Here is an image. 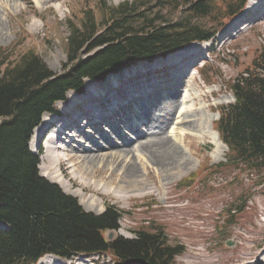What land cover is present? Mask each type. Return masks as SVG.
Wrapping results in <instances>:
<instances>
[{
  "label": "trees",
  "instance_id": "16d2710c",
  "mask_svg": "<svg viewBox=\"0 0 264 264\" xmlns=\"http://www.w3.org/2000/svg\"><path fill=\"white\" fill-rule=\"evenodd\" d=\"M246 2L134 0L113 5L97 0L80 10L77 21L69 20L67 61L59 73L34 46L14 56L15 51L0 48V222L9 226L0 228V264H36L47 254L71 258L92 253L111 256L116 264L175 263L183 250L171 244L160 226L136 229L133 238L109 242L105 234L120 227L123 211L116 204L101 214L86 211L78 199L40 176L39 156L29 142L43 114L54 112L68 92L84 91L87 78L103 80L137 62L209 41ZM228 88L235 101L220 108L215 124L229 148L227 161L211 167L215 171L210 176L191 181L193 188L205 189L219 171H264V45ZM263 175L256 182L261 186ZM246 209L242 194L223 211L222 224H235Z\"/></svg>",
  "mask_w": 264,
  "mask_h": 264
},
{
  "label": "rangeland",
  "instance_id": "374dc122",
  "mask_svg": "<svg viewBox=\"0 0 264 264\" xmlns=\"http://www.w3.org/2000/svg\"><path fill=\"white\" fill-rule=\"evenodd\" d=\"M109 1L111 4L117 5L124 1L131 2L134 0ZM245 1L248 4L249 0ZM96 2L97 0L52 1L49 4L51 5L49 8L41 9L36 0H0V13L2 14V22L5 26L3 38L0 37V48L4 47L15 51L13 53L14 56L34 46L37 48L38 55L45 61L49 68L55 73H59L67 61L66 39L69 34V20L75 18L74 21H77V18L81 14L80 10L82 8H91ZM58 4L61 5V8L57 9L54 5ZM263 5H260L257 9L255 7L256 10H250L249 12L246 10V5L245 8L241 9L243 12L235 20L228 25L229 19L223 25V29H221L222 27L220 28L221 30L213 42L198 43L202 48L205 46V49L202 51L203 60L200 58L196 63L197 67H199L197 69L198 71L196 72L193 69L190 71L191 75L194 76L192 87H185L184 90H181V86H171L167 83L161 90L160 98L163 99L164 96H169V94L164 95V91L169 88L178 87V95L179 97L181 95V101L185 99L183 103L187 105L195 104L194 108L202 114L196 116V118L201 117L207 121L211 120V117L199 110V89L202 91L209 88L216 89V91L207 96L206 101L204 100L210 109L209 111L206 107L205 111L212 114L216 113L215 111L220 105H228L234 101L233 95L227 86L251 64L255 54L264 45ZM244 12L248 13L244 14ZM171 16H175V13ZM97 19L99 20L100 18ZM34 23L40 25L39 29H32L31 26ZM230 27L232 28L230 29ZM174 67L177 66L166 64L160 69L167 72L166 76L168 77L170 75L168 72ZM124 73L125 71L122 75ZM114 78L115 76H112V78L108 79L107 81L109 83L104 82L103 84H99L100 89L104 91L108 86L111 89L115 83ZM162 78L164 80V77ZM162 78L160 77L155 80L157 86L159 85L158 81H161ZM84 89L86 92L87 88ZM118 89H115V94ZM91 93H95V90H91ZM81 96H84V94L78 97ZM140 98L141 101L139 102L132 101L129 102L128 106L125 104L121 105L124 111L127 110L130 113L131 110L129 118L127 117L128 120L130 119L128 126L130 124L133 125L135 118L139 120L140 117H143L142 119L148 122L152 118L156 119L162 113L159 106L156 108L150 106L154 101H144V96H139ZM106 99L107 102L109 101L111 103L112 99L110 96L104 98L103 101ZM124 101L122 102L124 103ZM67 103H70V100L68 101L67 99L65 103L56 104L55 108L59 112L64 111L65 109L63 107ZM134 103H140L137 111ZM183 103L181 102V105ZM85 106L86 102L82 107ZM151 108L153 109L151 110ZM111 109L109 107L110 111H112ZM153 111L156 112L147 118L144 117V113H151ZM131 115L133 118H130ZM177 117L178 114L174 118L173 123L166 128L163 136H169L172 133L171 140L174 142V145L178 146L180 139L183 140L184 137L182 143L184 147L181 148L186 156H193H191L189 163L182 164L181 167L173 169L171 172H163L164 170L161 171L160 167L147 159V155L145 156L144 153L137 152V157L133 159L144 164H141L143 165L141 166L142 176L149 184L144 190H131L127 193L128 197H122L118 192H114L116 191V185L120 182V174L117 175L118 178L115 179L113 184H106L105 178L103 177L101 186L109 189L103 193L94 190L93 186H88V188L73 182V188L77 189V187H81L85 189L86 196L84 198H87L89 193L96 195L91 201H95L99 211L86 210L80 203L78 196L67 192L65 194L78 199L79 204L86 211L95 214H101L106 210L108 205L116 204L123 211L124 219L120 220V227L114 231L115 240L119 237H134V230L136 229L151 225L153 227L160 226L164 234L169 238L171 244L180 245L183 250L176 257L174 264H250L254 255L264 249V193L260 192L264 184L261 186L260 183H256L260 180L259 177L263 173L261 174L259 171H256L249 174L246 171L237 175V169L219 171L210 177L209 184L206 185L208 189L203 190L201 187V189H194L191 187L190 182H198V180L189 178L191 173L197 172L200 164L203 163L200 168V177L210 176L214 170L211 171L209 165L216 164L218 162L215 161H219L214 160L219 146L216 140H212L206 134L204 135V132L202 135H199L197 131H194L195 133L193 134L189 128H186L190 127L188 124H185L186 127L182 124H177L179 121ZM215 122L216 120L213 122L214 126ZM35 132L34 129L30 141V149L32 151L35 150ZM124 132L131 134L128 129H125ZM150 132L151 129L146 128L145 134L148 135ZM72 143L77 142L73 141ZM226 152L227 148H225L222 157L223 160H225ZM41 162L42 158L40 159V164ZM146 167L147 169H145ZM101 168L102 165L98 169L101 170ZM108 172L110 173L111 170L108 169L105 174ZM40 173L41 175L43 174L41 170ZM45 178L51 181L49 178ZM55 183L57 184V182ZM126 192L125 190H121L122 194ZM242 194L243 197L247 198L246 211L241 213L235 224L227 225L225 223L224 225L223 222L222 226H220V222L223 219L218 220V218L224 209L229 208L231 204H236L237 199ZM228 241L232 245H227ZM89 259L91 261L90 264H115L114 259L111 260L109 257H103L101 255H89Z\"/></svg>",
  "mask_w": 264,
  "mask_h": 264
},
{
  "label": "bare ground",
  "instance_id": "6f19581e",
  "mask_svg": "<svg viewBox=\"0 0 264 264\" xmlns=\"http://www.w3.org/2000/svg\"><path fill=\"white\" fill-rule=\"evenodd\" d=\"M52 1L60 0H36L41 9L49 8L51 6L49 4ZM262 2H264V0H249L246 10L248 12L250 10H256L260 5L262 6L264 4H261ZM54 6L57 9L61 8L60 4ZM4 7L6 8V6ZM31 27L33 30H37L40 25L34 23ZM231 28L232 27H230V29ZM4 30L5 26L2 22V14L0 13L1 38H3ZM204 49L205 46L202 48L200 44L195 43L184 50L170 54L166 58L159 59L152 63H139L135 65L129 71L132 75L131 79L127 80L128 84H125L126 86L117 91L111 103L109 101L107 102V99L103 101L106 96L100 91V83L96 80H89L87 78V89L86 92L84 91V97H75V92H70L68 95V101L70 100V103L66 105L70 109L69 112L64 115L65 120L63 122V128H65V130L63 131L62 126L56 127L53 129L54 131L47 136L46 142H44L43 152H45V156H43L39 166L43 173L42 175L49 178L52 182L60 184V187L65 192L78 196L80 203L86 210L91 211L98 210L95 201H91L96 195L89 193L87 198H84L86 196L85 189L81 187H77V189L73 188V182L83 187L93 186L94 190L103 193L109 189L101 186L102 179L105 178L106 184H113L115 179L118 178L117 175L120 174L119 177H121V179H119L120 182L116 185V191L114 192H118L122 197H128L127 193L133 189L144 190L149 183H147L148 181L142 176L141 166L144 164L133 159L137 157V152H142L145 156L147 155V159L160 167L161 171L164 170L163 172H171L173 169L181 167L182 164L189 163L191 159L192 155L186 156L181 148L184 147V144H182L184 137L183 140L180 139L181 145L179 142L178 146L174 145V142L171 140L172 133L169 136H163L166 128L173 123L177 114V118L179 119L177 124H182L184 126L188 124L190 127H185L187 129L189 128L193 134L195 133L194 131H197L199 135H202L204 132V135L206 134L212 138V140H216L219 147L214 160H223L222 157L226 147L213 128V122L218 118V114L205 111L206 107L210 111L209 105L205 104V99L208 98L207 96L209 94L216 91L215 88H209L205 91L201 89L198 90V95L200 97L199 110L211 117L209 121L201 117L196 118V116L202 114L194 108L195 104L187 105L183 103L185 99L181 101V95L180 97L178 95V87L169 88L164 91L163 94H169V96H164L163 99L160 98L161 90L167 83L171 86H181V90H184L185 87H192L194 76L191 75L190 71L191 69L196 70V72L198 71L196 63L203 57L202 51ZM201 60H203V58ZM166 64L177 66L171 68V71L168 72V74H170L168 77L166 76L167 72L160 69ZM157 71H161V73L156 74ZM150 72L155 74L150 77ZM140 74H148L149 77L146 80L131 83V81L140 77ZM127 76L129 75L127 74ZM160 77H164V80L162 78L161 81H158L159 85L157 86L155 80ZM118 82L119 81H116L111 88L117 87ZM182 83H184L183 86ZM106 88H109V86ZM91 90H95V93L92 94ZM139 96H144V101H154L150 106L153 108L159 106L162 113L156 119L152 118L148 122L142 119L143 117H140L139 121L134 123V127L132 124L128 126L130 119L128 120L127 117L129 118L131 110L130 113L127 110H125V112L123 108H121V105L125 104L128 106L129 102H139L141 101ZM122 101H124V103ZM85 102L86 106L82 107ZM181 102L183 103L182 105ZM139 104L140 103H134L135 108H137L136 111L139 108ZM106 105L112 108V111L109 110L111 113L107 111ZM153 108H151V110ZM71 112L73 115H71ZM155 112L144 113V117L147 118ZM130 118H133V116L131 115ZM68 119H70L69 122ZM134 121H137L136 118ZM49 122L51 121L48 119L47 115H44L37 130H35V140L36 133L39 130L46 129V125ZM153 126L155 127L152 128ZM146 128L151 129L148 135L145 134ZM125 129H128L131 134L126 133L127 131L124 132ZM66 135L70 136V140H77L78 143L72 144L71 141L67 140L66 137L68 136ZM100 165H102L101 170L98 169ZM108 169L111 170V172L105 174ZM145 169H147V167ZM121 190L127 192L122 194ZM108 192L110 193V191ZM63 260L64 259L60 257L48 254L40 258L38 264H90L91 262L89 256L84 254H80L73 259ZM250 264H264V249L254 255Z\"/></svg>",
  "mask_w": 264,
  "mask_h": 264
},
{
  "label": "water",
  "instance_id": "95a60500",
  "mask_svg": "<svg viewBox=\"0 0 264 264\" xmlns=\"http://www.w3.org/2000/svg\"><path fill=\"white\" fill-rule=\"evenodd\" d=\"M114 231L112 232H109V233H106V238L109 240V241H112L114 239Z\"/></svg>",
  "mask_w": 264,
  "mask_h": 264
}]
</instances>
